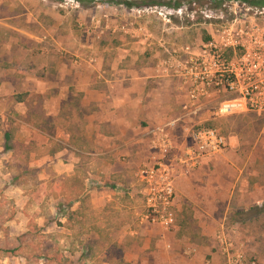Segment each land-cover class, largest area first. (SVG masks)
<instances>
[{
    "label": "crops",
    "instance_id": "crops-1",
    "mask_svg": "<svg viewBox=\"0 0 264 264\" xmlns=\"http://www.w3.org/2000/svg\"><path fill=\"white\" fill-rule=\"evenodd\" d=\"M58 1L46 6L48 0H0V95L13 97L19 128L6 123L1 130L4 157L17 161L8 182L18 185L19 176L36 172L49 159L46 153L33 161L35 147L27 146L43 148L48 138L58 143L51 154L56 176L72 180L83 172L81 187L74 192L69 186L68 197L57 195L48 206L60 213L57 225L71 240L36 249H57L61 256L63 249L75 252L71 264L81 257L85 264H111V259L113 264H215L213 235L224 222L237 230L257 264H264V114L237 110L215 116L210 109L216 99L209 98L195 117L183 115L185 90L165 71V55L154 47L139 50L135 39L113 40L110 34L123 24L98 23L81 9H61ZM18 93L27 94L23 101L14 97ZM37 110V119L54 121L63 113L67 128L56 120L49 133L34 117ZM191 119L218 128L225 145L175 176L174 224L163 228L143 219L142 205L131 197L140 184L136 173L149 164L150 142L160 129L177 148L189 144L183 126ZM5 132L9 149L3 147ZM56 181L60 188L62 180ZM11 218L1 219L0 240L12 242L28 233L29 218L16 236L5 237Z\"/></svg>",
    "mask_w": 264,
    "mask_h": 264
},
{
    "label": "built area",
    "instance_id": "built-area-1",
    "mask_svg": "<svg viewBox=\"0 0 264 264\" xmlns=\"http://www.w3.org/2000/svg\"><path fill=\"white\" fill-rule=\"evenodd\" d=\"M58 5L76 6L77 0H61ZM166 9L167 13L174 11L172 7ZM250 9L264 14V5ZM179 51H168L162 63L184 87L183 115L195 117L201 102L209 98L216 99L215 114L237 110L264 114V22L248 21L243 15L229 23L214 24L206 39L194 47L186 44ZM191 120L183 126L189 144L177 148L160 129L150 142L154 152L149 164L136 173L141 184L142 217L163 228L174 224L175 176L187 174L202 157L219 152L225 145V136L218 128ZM213 240L215 264H257L231 225L219 223Z\"/></svg>",
    "mask_w": 264,
    "mask_h": 264
},
{
    "label": "rangeland",
    "instance_id": "rangeland-1",
    "mask_svg": "<svg viewBox=\"0 0 264 264\" xmlns=\"http://www.w3.org/2000/svg\"><path fill=\"white\" fill-rule=\"evenodd\" d=\"M41 1L45 3L46 0ZM54 1L57 0H48V3L45 4L47 6ZM108 1L109 3H102L103 6H100L99 4H95L94 0H77L76 6L58 5V7L70 11L81 9L85 11V16H89L92 20H97L98 23L113 22L123 24L124 29H120V26H117V29H114V32L110 34V38H113V40L124 37L129 40L135 39L139 50L148 52L149 47H154L159 54L163 55H166L168 51L173 49L180 52V48L186 44L194 47L199 41L208 37L209 31L214 27V24L229 23L235 17L244 15L248 21L264 22V14L256 13L255 10L250 9L251 7L241 0H237L236 2L221 0L220 4H217L216 0H177L180 3L181 9L176 10L177 7H175L172 13H167L166 9L171 8L169 7L171 4L166 3L170 0H154V3H149L152 0H145L147 1V5H133L131 7H125L119 3V0ZM133 1L138 2L140 0ZM153 6L156 7L155 10L148 8ZM206 7L210 11L205 10L204 12L203 8ZM159 8H162L161 11L157 10ZM87 10H89V13H87ZM134 30L137 33H134ZM95 31L98 30L95 29ZM1 33L2 31L0 30ZM92 35L96 36L94 33ZM14 103L15 101L12 96L0 95V140L2 137L1 130L5 127L6 123L19 129L18 125L15 124L18 123V120L16 116H13ZM215 105L210 109L212 115H215ZM33 114L37 119L38 110ZM62 114L57 115L58 118L56 120L60 122L61 127L67 128V120L63 121L64 117ZM38 119L42 120V127L44 129L48 130L49 133L53 132L56 120L54 121L53 118L44 115L39 116ZM35 145L34 143L27 145L29 146L28 149L35 147L34 150L37 156L33 161L38 159V155L46 153L49 159L43 165L37 166L36 172H28L23 174V176H19L20 178L16 181L19 186L14 184L11 186L10 182H8V174L14 172L17 161H13L11 164L8 157L7 159L4 157L5 153L2 151L0 142V222L1 219L6 220L7 217L12 216L9 220V228L7 227V230L3 231L4 236L12 239L16 236L17 232L26 227V219L29 218L27 223L29 231L23 237L24 243L22 245L23 249H21L25 257L27 255L28 258H23L24 255L21 256L20 254L3 258L0 254V264H41L43 260L39 259L40 261L37 263V259L32 256L35 254L36 248H47L51 244H64V242L68 244L71 240L68 235H64L63 228L57 225L60 213H53L52 208L50 207L49 210L48 206L53 205L57 195L65 198L68 197L69 186H71V189L74 188V192L76 187H81L80 182L82 181L83 172L79 171L74 175L72 180H69L68 177L61 179L54 173L51 162V154L58 143L48 138L46 144H44L46 145L45 147L39 148ZM58 179L62 180L63 184L60 183V188L58 187L59 185L55 186L58 184L56 181ZM135 186L136 191L132 192L131 197L138 202L137 206L138 204L140 206V204L142 205L141 186L137 183ZM23 212H25V215ZM53 214H56V219L53 217ZM5 220H3V226H7L8 224V221ZM260 226L264 227V220H261ZM9 230L11 234H9ZM253 239L255 242H258L262 238L255 237ZM69 247L72 248V245L70 244ZM63 250L65 253L62 252V256L65 261L75 260V256H77L75 252ZM84 259V257L77 258L76 264H85L86 261ZM96 260L99 261L100 259L97 258ZM113 261L115 260L111 259L110 263L113 264Z\"/></svg>",
    "mask_w": 264,
    "mask_h": 264
},
{
    "label": "trees",
    "instance_id": "trees-1",
    "mask_svg": "<svg viewBox=\"0 0 264 264\" xmlns=\"http://www.w3.org/2000/svg\"><path fill=\"white\" fill-rule=\"evenodd\" d=\"M221 0H216L217 4H220ZM243 2H245L247 5L251 6V7H260L264 5V0H241ZM155 1L152 0L149 3H154ZM119 3H121L122 5H124L125 7H131L133 5L135 6H142V5H147V1L145 0H140L138 2H135L133 0H119ZM171 4L172 8L175 7H179L180 3L177 0H170L169 2H166ZM26 93H18L15 94L14 97L16 98V100L18 101H23L26 97ZM9 134L7 132L4 133V143H3V147L5 149H9L12 146L9 144L8 142V138ZM262 208H264V204L262 205ZM1 227V224H0ZM25 234V233H24ZM24 236V235H23ZM22 241L23 238L22 236L16 237V241H12V242H8L5 238L0 240V254H3L7 257L10 256H15V255H22ZM33 257H35L36 259H41L43 260L42 264H49L51 262H54L56 264H71L69 262H66L63 257L61 256L60 252L57 249H50V250H37L34 255H32Z\"/></svg>",
    "mask_w": 264,
    "mask_h": 264
}]
</instances>
